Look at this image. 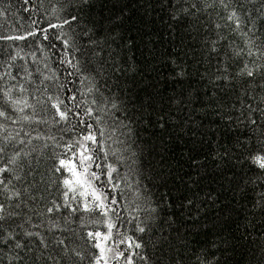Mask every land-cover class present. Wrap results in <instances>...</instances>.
<instances>
[{"label": "trees", "instance_id": "obj_1", "mask_svg": "<svg viewBox=\"0 0 264 264\" xmlns=\"http://www.w3.org/2000/svg\"><path fill=\"white\" fill-rule=\"evenodd\" d=\"M232 8L264 51V0H0V264H264V55ZM82 145L107 215L64 206Z\"/></svg>", "mask_w": 264, "mask_h": 264}, {"label": "snow or ice", "instance_id": "obj_2", "mask_svg": "<svg viewBox=\"0 0 264 264\" xmlns=\"http://www.w3.org/2000/svg\"><path fill=\"white\" fill-rule=\"evenodd\" d=\"M232 0H228V2H226V0H211V3L208 2V0H204V4H205V10L208 7H212L213 5H215L216 3H219L225 10L229 9V3H231ZM193 7H195V5H193ZM248 13L245 12V15H247ZM226 20L231 22V26H232V31L242 37L245 38V48H240V49H234V54L236 56H240L242 53L246 54L249 57L255 56V55H264V51L260 50V47L257 46L256 50H253V45L255 44V40L253 39L252 36L249 35L250 32H253L252 27H248V30L245 31L241 25L242 24H246L245 21H242L241 16L237 13L235 8H232L231 10L228 11V15L226 17ZM217 28L220 27L219 24L215 25ZM255 33L253 32V35ZM30 35H33V33H30ZM9 39H23L24 37H8ZM218 39H223V37H218ZM245 49H247L245 51ZM215 50V49H214ZM255 63V62H253ZM259 65H257L255 68L249 67V65L247 63L244 64V67L241 69V72L239 73L240 75H247L248 77H252L255 75V72L259 70ZM2 78V77H0ZM14 79V78H13ZM19 90L21 92L25 91V89L23 88V85L19 86ZM3 96L6 97V102H10V104L16 108V110L23 112L24 108L27 107H31V105L28 104V101L26 99L24 100H20V99H16L13 100L12 96H11V89H9L8 91H4L3 92ZM74 99V98H73ZM23 104V107H17L19 105ZM55 107H57L58 109V113L59 116L61 117V119H67V113L65 111H60L59 110V105H54ZM113 107H115V105L113 104ZM86 113L88 115L92 114V109L89 108L86 110ZM0 117H3L5 119H9L10 117L8 116L7 112L4 111L3 109H0ZM25 120L30 119L28 116L23 117ZM0 127H3L2 125H0ZM101 135H103V133H101ZM7 139V138H6ZM14 139V137H13ZM84 141H91L94 144L97 143V137L94 134H88L85 135L83 137ZM20 143H24L23 140L20 141ZM79 143V142H78ZM84 148L83 151L78 153V157H79V165H80V170H77V164L73 163L71 159L69 160H60V165L62 166V168L67 169L70 173H72L74 179H65L63 181L64 187L67 189V191L64 193V197H65V207H70V205L67 203L68 200V195L69 193H79V195L81 197L84 198V203H83V210L88 212V211H96L99 210L101 212L102 215H107L108 212V205H106L104 203V197L102 196V194L98 193L97 190L93 187L92 181L98 180L99 176H97V174L95 172L89 173V167H90V163L88 164V166H85V161L91 162L93 157L92 155L89 153V150L87 149L86 146H83ZM72 146H68V150L71 151ZM0 152H3V148H0ZM27 155V154H26ZM19 156V153H17L16 157H14L12 159V163L16 162V158ZM254 161L259 165L260 168L264 169V156H256L254 158ZM98 166V165H97ZM110 167V166H109ZM112 171H115V169H111ZM7 171L6 168H0V173H3ZM57 172L61 171V168H57L56 169ZM109 179H111L110 174H109ZM4 181L0 180V184H3ZM90 190V191H89ZM13 195L18 196L19 193H14ZM91 195V197L93 198V204L90 206V203L88 201V196ZM76 198L75 195L72 196V199L74 200ZM111 204H115L116 201L112 200L110 201ZM55 207L57 209H59V205H55ZM49 212L52 211V209H48ZM72 211H76L75 208L72 209ZM4 213V206L2 204H0V220L4 219L3 216ZM108 227V232L107 234H102L100 232H96V233H88V236L91 239H97L100 238L103 241H108L111 239L112 237V228H113V224L109 223L107 225ZM141 231H143V229H141ZM26 235L31 236L32 233H26ZM9 238L11 239V234H9ZM121 243H123L124 241L121 240ZM62 243V241H61ZM16 248H21L23 247V245H21L19 242H17L15 244ZM94 247H96L97 249H99V255L95 257V264H101V261H103V264H108V257L106 256V252H112V248L108 247L106 248L104 246V244L102 243H96L94 245ZM136 247H139V245H136ZM77 255H79V253H77ZM121 257H123V252H118L115 254V256L113 257V259H120ZM129 264H131V261H129Z\"/></svg>", "mask_w": 264, "mask_h": 264}]
</instances>
